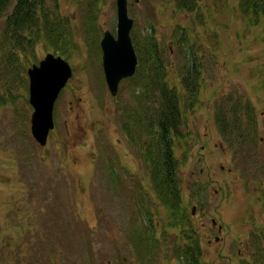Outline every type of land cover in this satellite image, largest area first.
Returning a JSON list of instances; mask_svg holds the SVG:
<instances>
[{
	"label": "rangeland",
	"instance_id": "374dc122",
	"mask_svg": "<svg viewBox=\"0 0 264 264\" xmlns=\"http://www.w3.org/2000/svg\"><path fill=\"white\" fill-rule=\"evenodd\" d=\"M94 1L49 6L60 21H50L32 49L10 44L0 14V264H180L174 242L197 243L202 264H264L263 24L244 19L237 0H199L194 12L176 9L172 0H128L133 45L147 33L155 37L165 79L181 94L174 146L181 203L169 209L157 202L140 130L124 121L125 110L136 113L132 88L145 68L134 46L137 75L110 95L100 40L107 30L116 35V0ZM47 54L67 61L72 76L40 147L30 132L27 70ZM191 58L199 83L194 95L181 85L180 67L187 59L190 67ZM9 65L25 83L8 80ZM225 96L253 106L252 119H238L242 143L215 125L214 104ZM124 122L132 126L131 137L121 129ZM106 154L119 167L111 179L121 184L119 191L106 187ZM134 184L160 208L153 215L157 247L144 257L130 241L141 229L138 199L121 193Z\"/></svg>",
	"mask_w": 264,
	"mask_h": 264
},
{
	"label": "trees",
	"instance_id": "16d2710c",
	"mask_svg": "<svg viewBox=\"0 0 264 264\" xmlns=\"http://www.w3.org/2000/svg\"><path fill=\"white\" fill-rule=\"evenodd\" d=\"M57 1L58 0H0V14L3 15L5 13L4 33L8 36V40L12 41L9 43L11 45L14 43L17 45L23 44L29 49H32L34 44L41 40L50 21L59 23L60 20L51 10V7H49H57ZM94 2L96 3L98 0ZM172 2L176 9L185 12L196 11L200 3L199 0H172ZM10 7L11 10H9ZM236 9L244 19L250 22V24L254 22H261L263 24L262 38L264 41V0H237ZM44 11L45 17L42 18ZM88 11L89 10H87V12ZM90 23L94 22L91 21ZM154 38L155 37H153L151 33H147L143 37V40H141L142 43L138 41L135 42L134 40V46L139 54L140 69L144 73L145 68V76L142 77L141 75L138 77V84L136 86L134 85L132 88V97L137 105L135 110L136 113L134 114L125 110L124 121L135 122L136 127L140 130L139 138H141V145L144 151L143 158L150 168V181L157 202H159L160 205L162 204L164 208L174 209L180 206L181 203L180 187L177 180L178 161L174 155L175 142L178 135H181L178 133L182 122L180 105L181 94L176 86L169 85L168 81L165 79L162 62L158 56V44ZM181 39L185 41L184 39L187 40L188 38L183 33ZM13 52V50H10L9 55L13 56ZM15 60L16 59H14V61ZM191 60H194V65L192 64L189 67L188 63L190 59H187L184 65L180 67L182 69L181 85L190 90L192 95H194L197 93L199 87L197 80L198 71H196V60L194 58H191ZM190 69L196 70L191 72ZM137 72L136 69L135 76L133 75L124 80L136 77ZM5 76L8 77L11 83L16 82V79L18 84L25 83L23 73L19 72L15 75L14 71L11 69V65L6 66ZM134 88L135 91H133ZM118 92L115 96L118 95ZM223 99L224 101H216L214 104L215 125L220 134L226 137L231 135V138L237 139L239 143H242L245 134L239 129L240 123L238 119L240 115H245L248 119H252L253 117L250 116L253 106L248 100L242 101L238 98L232 102L231 96H225ZM243 112L245 114H242ZM121 129L130 137L133 135L131 124L124 122ZM144 134L146 135L143 136ZM105 157L107 159V165L105 164L106 166H103L105 173L103 175L100 171V174L105 176L104 180L106 179L111 182L107 184L105 181L108 190L115 191V189H117L119 191L121 184L118 181L113 182L111 180L114 176H119V174L116 173L119 167L113 163L114 159L112 155H109L107 158L106 154ZM135 188L136 185L134 184L133 188L130 186V188H127L126 192L122 189L121 193L129 196L133 202L138 199V206L136 209L142 221L141 229L134 230V232H138L139 235L131 236L130 241L135 243L138 254L144 257L148 256L146 254L151 252L153 245L154 249L157 247L159 238L156 235L153 215H156L154 211H158L159 213L160 208L158 205L152 208L150 198L142 185L137 187L139 192ZM176 226L179 227V225ZM133 238H135L134 241H132ZM259 243L260 240L256 243V246L259 245ZM172 248L174 249L175 255L180 259V264H202L201 249L197 243L189 242L187 244H182L181 242H174ZM259 254L261 253L257 255ZM262 257L261 254L259 258ZM42 259L43 257L41 256V262Z\"/></svg>",
	"mask_w": 264,
	"mask_h": 264
},
{
	"label": "water",
	"instance_id": "95a60500",
	"mask_svg": "<svg viewBox=\"0 0 264 264\" xmlns=\"http://www.w3.org/2000/svg\"><path fill=\"white\" fill-rule=\"evenodd\" d=\"M116 10V35L107 30L100 40L104 79L112 96L117 94L123 79L135 74L138 64L130 34L134 20L128 14V0H116ZM27 76L28 102L33 110L30 115V131L34 140L44 146L50 130L54 128L55 102L71 78L72 69L60 56L47 54L27 70ZM194 211L195 207L192 214Z\"/></svg>",
	"mask_w": 264,
	"mask_h": 264
},
{
	"label": "flooded vegetation",
	"instance_id": "af4514ba",
	"mask_svg": "<svg viewBox=\"0 0 264 264\" xmlns=\"http://www.w3.org/2000/svg\"><path fill=\"white\" fill-rule=\"evenodd\" d=\"M221 168H222V169H224V167H223V166H221Z\"/></svg>",
	"mask_w": 264,
	"mask_h": 264
}]
</instances>
